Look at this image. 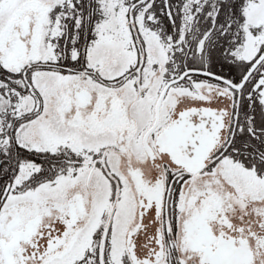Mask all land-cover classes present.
Listing matches in <instances>:
<instances>
[{
    "label": "snow or ice",
    "instance_id": "snow-or-ice-1",
    "mask_svg": "<svg viewBox=\"0 0 264 264\" xmlns=\"http://www.w3.org/2000/svg\"><path fill=\"white\" fill-rule=\"evenodd\" d=\"M0 264H264V0H0Z\"/></svg>",
    "mask_w": 264,
    "mask_h": 264
}]
</instances>
